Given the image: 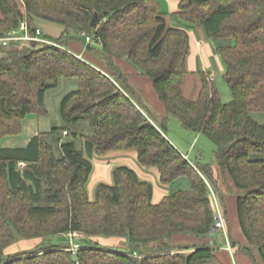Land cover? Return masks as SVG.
Listing matches in <instances>:
<instances>
[{
	"label": "trees",
	"instance_id": "16d2710c",
	"mask_svg": "<svg viewBox=\"0 0 264 264\" xmlns=\"http://www.w3.org/2000/svg\"><path fill=\"white\" fill-rule=\"evenodd\" d=\"M177 2L170 25L159 0H0V37L22 21L31 29L42 19L64 27L56 39L43 33L63 47L0 43V264H224L204 239L215 225V197L228 227L225 176L238 190L237 217L247 241L239 248L264 264V123L254 117L264 113V0ZM195 25L223 58L229 102L201 66L197 98L184 93L188 30ZM81 40L86 55H97L92 60L67 50ZM121 58L151 80L162 119L143 101ZM62 78L78 80L61 100L62 125L33 134L25 145L3 146L22 133L29 114L48 115L46 92ZM170 115L220 146L221 174L175 147L167 135ZM122 151H135L162 184L186 178L190 188L154 203V184L120 165L113 183L100 182L91 199L92 157ZM75 231L82 233L76 253L68 236ZM177 235L198 241L177 242ZM98 237L122 238L125 245H103ZM19 240L39 242L17 250Z\"/></svg>",
	"mask_w": 264,
	"mask_h": 264
},
{
	"label": "rangeland",
	"instance_id": "374dc122",
	"mask_svg": "<svg viewBox=\"0 0 264 264\" xmlns=\"http://www.w3.org/2000/svg\"><path fill=\"white\" fill-rule=\"evenodd\" d=\"M171 21L173 23H176L175 20H173L170 17ZM172 23V24H173ZM37 25L41 27L42 31L44 34L47 36L56 39L58 38L61 33L64 30V27L62 24L42 19L38 20ZM83 46L82 50L79 52L75 48L68 46L66 47L68 50L72 49L76 53H81V55L87 59L92 60L93 55L97 56L96 54L93 53L90 55H86L87 50L85 48V42L84 40L79 41ZM214 54H217L214 52ZM94 60V59H93ZM200 63V61H199ZM217 68V67H216ZM216 74H217V80H216V85L219 90L220 96L224 102H229L232 99V92L230 89V86L228 85L227 81L225 80L222 72L219 68L216 69ZM214 76H216L214 74ZM151 81V80H150ZM186 82V90H187V95L191 98H195L198 96L199 93V85L201 83L200 76L196 72H190L186 74V79L184 81V85ZM148 84H143V88L140 87L138 89V92L140 93L143 101L146 103V105L151 109V111L155 114V116L158 119H162L165 114L162 115V113L159 110L158 107V101L155 98V91L154 88L149 90ZM78 87V80L73 79V78H62L60 80L59 85L56 88L49 89L46 92L45 96V105L48 110V115L47 116H39L37 114H29L26 119L23 122V131L20 135L16 136H9L5 138L2 142L3 146H22L27 144L29 138L33 134H37L40 131H47L50 128L56 126V125H62V120L60 117V103L65 94L70 92L73 89H76ZM255 119L258 121L264 123V113H256L254 114ZM84 125V123H82ZM81 124V125H82ZM88 126V125H87ZM84 131L88 132V128L85 129ZM167 135L169 137V140L175 145V147L182 153L186 154L188 158L192 160H196L202 165H211L216 168V170H219V157H220V146L215 144L213 141H211L206 135L202 133H198L194 130L187 129L182 124L180 121L174 117V116H169V121H168V129H167ZM79 147H82V141L76 140ZM124 152H129L131 155L134 153L136 154L135 151H124ZM116 153V152H115ZM107 155H94L92 157V162L95 164V168L99 162V160L105 159ZM109 156V155H108ZM109 158V157H108ZM110 162H108V166L111 167V174H113V170L115 167L120 166L123 164L120 160L117 159H111ZM126 165H131L134 168H138V163L136 160V157L133 155V162H129ZM147 168V167H144ZM95 170V169H94ZM110 173L107 172V176H105V179L108 178V174L111 175ZM219 174H221L220 170L218 171ZM93 174V173H92ZM92 178V177H91ZM151 180L155 186L158 183V175H157V181ZM105 179H101L99 181H107ZM95 181H92L90 179L88 185H87V190L89 195L94 199L96 196V186L98 185ZM163 185V184H162ZM223 187L225 191L228 194H233L237 195V192H233V187L229 179L223 178ZM190 184L186 178H180L177 181L165 185L166 189V194L170 193L174 189H189ZM228 230V227H227ZM31 240H19L15 245L14 248L17 250H22L24 248H29V242ZM39 241L34 240L31 241V244H37ZM28 246V247H27ZM31 246V245H30Z\"/></svg>",
	"mask_w": 264,
	"mask_h": 264
},
{
	"label": "crops",
	"instance_id": "0c3cea01",
	"mask_svg": "<svg viewBox=\"0 0 264 264\" xmlns=\"http://www.w3.org/2000/svg\"><path fill=\"white\" fill-rule=\"evenodd\" d=\"M159 1L161 3V9L164 12V15L168 23L172 25L173 22L170 19V14L175 12L178 9L177 0H159ZM2 16H3V13L0 8V18ZM188 33L190 36V52L187 56V68H188L189 73L190 72L196 73L199 66H201V68L204 71L210 72L211 75L215 74L216 75L215 77L217 80L216 69L219 68L222 72H225L226 70V66L223 61L222 56L220 54H214L213 42L206 39L203 28L200 25H195L194 27L190 28L188 30ZM82 46L83 45L79 41H76L73 43V48H75L79 52L82 50ZM117 62L121 65L124 72L128 74L129 79L135 85L137 90L140 87L143 88V84H148L149 90L151 89V91H153L152 90L153 85L150 79L146 76L139 74L138 70H136L126 58L118 59ZM185 79H186V76H185ZM200 87H201V83L198 87L199 90H200ZM186 88H187L186 82H185V85L183 82L184 93L187 97H189V95H187ZM153 95H155V98L158 101V107H159L160 112L162 113V115L165 114L164 107L162 103L160 102L156 91H155V94ZM195 98H192V99H195ZM106 155H107L106 156L107 158L99 160L96 168H95V164L93 163V171H92L93 174L91 173L90 175V179H92V181H95L97 183V180L99 181L101 179H105V176H107V172L108 173L111 172V167H109L107 164L108 162L111 161L110 158L120 160L121 162H123V164L121 165H126L129 162H133V155H134L138 163V168H134L131 165H127V166L135 169L142 180H147L151 182V180H154V177H156L155 181H157V175H158V183L160 184H157L156 186L154 184L153 202L154 203L160 202L162 198L168 194V193L166 194L165 185L164 184L162 185V183L160 182L158 171L154 168H144L138 162L137 154L133 153L131 155L129 152L122 151V152H116V153H109ZM225 178L230 180V178L226 176ZM105 180L107 181H99L98 184L100 182L112 184L114 181L113 174L111 175L108 174V178ZM232 187H233V192L238 191L233 185ZM225 198H226V203L228 207V235H229V238H232V240L237 241V245L233 246L231 244L232 250L227 249L226 238H225V235H223L221 231H218L216 234H210L204 240L210 242L214 246L216 250V255L220 258V260L224 264H254L251 258L249 257V255H247L245 252H243L239 248L240 245H245L247 241H246V238L238 222L237 210H236L237 195L228 194L225 191ZM91 199L93 198L91 197ZM97 239L103 245H110V246L125 245V241L122 238L120 239V238H113V237H110V238L98 237ZM175 241L182 242V243H192L194 241H198V239L195 238L194 236H189V235H177L175 237ZM258 263L262 264L259 258H258Z\"/></svg>",
	"mask_w": 264,
	"mask_h": 264
},
{
	"label": "built area",
	"instance_id": "2783aa9c",
	"mask_svg": "<svg viewBox=\"0 0 264 264\" xmlns=\"http://www.w3.org/2000/svg\"><path fill=\"white\" fill-rule=\"evenodd\" d=\"M82 35L86 37L87 42L92 41L91 36L85 33H82ZM21 41H36V42H42V43H47V44H55L59 47H63L55 43L53 40H50L46 38L45 36H43V31L41 27H39L38 25L37 27L31 29L27 21H22L18 28L9 31V33L6 36L0 37V43L4 46H8L11 42H21ZM68 51L72 52L71 50H68ZM78 57L83 58L82 55H78ZM211 79L216 80V77L214 75H211ZM215 204H216L215 225L211 229V234H216L218 231H221L223 235H225L227 249L232 250L226 221L223 217L221 208L219 206V203L216 197H215ZM81 235L82 233L78 231L70 232L68 234V236L70 237L71 249L75 253L81 248V243L76 239V237H79Z\"/></svg>",
	"mask_w": 264,
	"mask_h": 264
},
{
	"label": "water",
	"instance_id": "95a60500",
	"mask_svg": "<svg viewBox=\"0 0 264 264\" xmlns=\"http://www.w3.org/2000/svg\"><path fill=\"white\" fill-rule=\"evenodd\" d=\"M97 20H98V13H95L91 22L92 26H95L97 24Z\"/></svg>",
	"mask_w": 264,
	"mask_h": 264
}]
</instances>
